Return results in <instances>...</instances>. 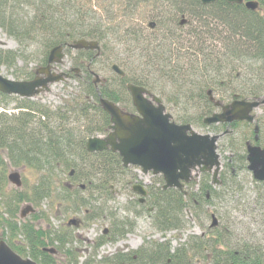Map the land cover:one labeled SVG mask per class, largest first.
<instances>
[{
    "label": "trees",
    "instance_id": "16d2710c",
    "mask_svg": "<svg viewBox=\"0 0 264 264\" xmlns=\"http://www.w3.org/2000/svg\"><path fill=\"white\" fill-rule=\"evenodd\" d=\"M94 1L0 0V28L14 38L20 48L40 43L47 54L44 63L53 47L81 38L97 40L102 53L104 50L111 51L106 42L109 37L134 51L133 58L113 56L115 63L125 72L124 77H118L120 83L116 89L110 86L107 79L94 83L92 71L98 57L95 51L81 50L78 52L82 56L76 65L83 73L84 88L69 104L51 109L31 99H23L16 103L18 114L0 112V208L2 206L9 214V218H5L0 209V233L19 256L27 251L32 260L42 264L56 262V254L43 249L48 243L57 244L56 249L65 253L68 264H77L75 250L65 248L74 239L68 228H36L29 220L21 223L17 220L21 203L30 202V205L38 207L43 199L57 191V178L61 179L58 174L68 175V180L58 187L62 204L74 206L75 213L84 211L87 222L103 215L112 219L109 233L99 237L95 249L107 242H118L134 230L132 221L116 219L106 203L115 198L111 186L128 190L138 180L137 175L132 167L123 165L118 153L111 150L89 152L86 148L90 137L107 134L111 124L109 114L100 104L101 97L115 103H126L125 99H130L127 84L133 83L148 88L162 100L179 107V112L183 113L178 115L177 123L204 125L203 120L211 112L204 96L211 79H224L227 94L236 93L239 95L237 98L244 99L264 91V0H256L260 6L257 11L246 8L247 0L242 4L222 0L208 5H203L201 0H102L104 4L107 1L103 5L107 10L104 16L94 9ZM143 3L149 7V14L159 12L156 17L144 16V19L151 20L149 30L126 18L144 8ZM151 23L154 27L150 26ZM177 27L187 30L184 28L181 30L183 34H179L174 31ZM186 37L189 45L197 41L200 47L192 52L191 47L183 44ZM214 37L221 38L225 47H215L220 40ZM19 57L21 54L18 52L0 49V66L11 67ZM188 60L192 64L189 68L182 64ZM240 66L245 68V77L257 79L255 82L260 84L259 87L246 80L242 84L236 81L240 78L241 72H237ZM33 77L32 71L25 78ZM213 84L223 86L219 81ZM13 97L0 92V104ZM191 109L197 110L195 115L189 113ZM11 165L16 168L31 167L40 173V179L31 193L17 190L7 193ZM71 170H75L73 176H70ZM162 179L161 176L157 183L149 186L146 205L139 204L138 200L126 202L129 211L138 215L149 214L150 223L162 234L184 229L187 211L205 215V212L208 213L205 206L215 204L214 199L221 201L231 191L237 193L243 190L235 176H230L224 184L214 188L211 177L204 173L197 190L191 187L197 185L196 182L188 184L183 190L164 189ZM68 183L76 188L71 189ZM80 184L86 185L85 190L77 187ZM190 187L192 189L188 190ZM254 190L258 191V196L250 202L253 204L252 211L262 212L259 217L264 223V197L260 195V188ZM84 192L88 196H82ZM129 194L133 196L131 191ZM150 207H153L152 211ZM35 217L33 215L32 218ZM219 229V226H209L206 235L190 237L174 252L168 240L160 243L146 240L141 249L118 252L112 257H105L102 262L264 264L262 243L243 239L232 244L229 240L231 234L226 228L225 235ZM19 235H23L24 241L18 240Z\"/></svg>",
    "mask_w": 264,
    "mask_h": 264
},
{
    "label": "rangeland",
    "instance_id": "374dc122",
    "mask_svg": "<svg viewBox=\"0 0 264 264\" xmlns=\"http://www.w3.org/2000/svg\"><path fill=\"white\" fill-rule=\"evenodd\" d=\"M105 2L107 3V1ZM93 3L95 4L94 9L99 14L103 16L106 15L105 13L107 10L105 6H103L106 3L104 4L102 0H95ZM148 8L149 7L139 9V12L135 14L136 16L133 15L132 17L126 18L128 19V21L133 20V22L137 23V25L141 28L149 30L148 24L151 20L144 19V16H147L150 11V9ZM119 32H122L123 35L125 34V31L123 32L122 30H120ZM120 38H123V36ZM106 42L111 51L104 50V53H102L101 57H99L94 64V71L98 73L102 79H107L110 86L112 88L115 87L116 89L120 81L118 78L119 76L111 68L112 64L115 63V58L113 59V56H120L124 59L128 57L133 58L132 56L134 54V51L128 49L124 43L118 42L114 37H109ZM187 42L188 37L185 38L183 44L188 45ZM0 49L9 51L13 50L21 54V57L17 59L15 65L11 67L6 65L0 66V73L9 78L21 81L26 80L25 77L28 72L35 71L37 68L45 66L43 60L47 54L45 48L40 43H32L26 49L23 47L20 48L17 41L12 37L7 36L1 28ZM66 53L67 56L63 59L61 64L56 65L57 69L54 71L66 72L71 68L78 67L76 64L80 60L82 53H79L78 51L73 49L68 50ZM182 64H184V66H186L187 68L192 66L189 60L188 62H182ZM237 72H241L240 78H237L236 80L239 81L238 83L242 84L246 80L250 84L252 83V85L259 87L260 84L258 85L255 82L257 81V79L245 77L246 72L244 66H240ZM72 76L73 77L67 80V82L63 81L51 85L50 91L43 92L42 94L31 100L46 105L51 109H57L64 106V104L66 103L69 104L71 100H73V98L75 99V97L78 96L84 88L82 84V71H78V73L73 71ZM21 100L23 101L22 98L15 96L13 97V99L8 100L7 103H2V105L0 104V112H5L7 115L18 114L19 110L17 109L16 103L21 102ZM163 102L167 107V111L170 112L173 115L174 120L178 122L177 117L178 115L180 116V114H182L183 112H179V107L172 105L164 99ZM196 111L197 110L191 109L189 113H192L191 115H195ZM192 125V127H194L196 131L200 132L201 134L204 133L205 130H203V126L201 124L192 123ZM9 167V172H20L22 187L17 188L15 185L9 183V185L6 187L7 193H12L15 190L24 192L26 194L31 193L33 186H35L40 179V173L33 170V168L31 167L16 168L12 167V165ZM258 169L264 171V160L260 167H258V165L255 166L253 172L256 174L257 172H259ZM132 171L137 175L138 180L148 184V187L157 183L161 177L160 175H153L152 171L148 174H144L139 167L137 168V166L132 167ZM58 175L57 177H61V179L57 178V191H54L50 195V197L43 199L38 207L32 204V208L35 209L34 215L39 218H32L33 216L31 214L25 219H20L22 209L26 205L28 206V204L30 203L23 202L18 207L19 210L17 220L20 223L28 222L29 220V222H32L36 228H48L50 230L56 228V230H64L66 229V223L69 218H72L74 216L81 217V219H83V225H81L79 228H69V231L71 232V235H73L72 237L74 239L65 247L69 250L71 248L72 250H75L74 253L75 258H77V264H103L102 261L105 257H112L118 252H121V250H130L131 252L141 249V247L144 246L146 240H154L160 243L165 242L168 239V241H170L169 243L171 244V250L172 252H174L176 248L182 247L184 244H186L187 241H189L190 237L204 236L207 234L208 227L212 222V218L210 217L211 213H214L218 218L220 228L219 230L221 231V233L224 234V231L226 230L228 234H231L229 240H231L232 244L239 243L243 239H246L259 244L262 243L264 245V223L260 218V214L262 212L259 214V212L252 211L253 205L249 203V201H253L252 196L255 194V187L251 181V177L248 178V181L250 183L247 186L250 189V191L248 190L247 193L250 194L248 196L249 198H247L245 201L241 199V195L245 194L244 190L237 193L235 191H231L230 193H228L229 195L224 198V200L220 201L218 199H214L215 204L205 206V210L208 211V213L205 212V215L203 213H198L197 215L193 211L189 210L186 214L187 223L184 229H182L181 231H171L168 233H163L168 235L167 239L165 240H162V233H159L155 229L154 225L150 223L151 220L149 214L138 215L136 212L128 210V205L126 202H132V200L136 201L135 198L133 196H130L129 194L131 189L129 188L128 190H123L121 186H116L114 187V190L116 191V193H114L115 198L106 203L109 207L108 210L113 211L116 219L127 218L129 221H132V223L134 224V230L129 232L124 239L119 240L118 242H107L100 248L95 249L94 245H96L97 240L103 234L104 229H110L112 219H109L106 215H103L102 217H98L95 220L87 222L84 220V211L75 213L73 212L74 206H72L71 204H62L59 196L60 194L58 192V187L59 184H62L65 180H68V175L67 173H61ZM202 176L203 173L199 174V176L197 177L194 176V179L190 183H198L194 187L193 185H191L194 190H197V188H199V183L202 180ZM191 187L188 190H191ZM117 191H119V193H117ZM81 195L86 197L88 196V193L84 192ZM3 200H5V198H3ZM0 209L5 213V209L2 206ZM4 217L9 218V214L5 213ZM5 230L7 231V228ZM17 238L18 240L24 241L23 235H19V237ZM1 239L6 241V239L2 235V232L0 233V240ZM48 246L51 248L57 246V244L48 243L47 247ZM127 246H129L128 249L126 248ZM24 252L25 253L20 254L22 257L31 258L27 251ZM54 259L56 260L55 264H68L66 255L63 251H59L58 256H56ZM37 262L39 264H42L39 261Z\"/></svg>",
    "mask_w": 264,
    "mask_h": 264
},
{
    "label": "water",
    "instance_id": "95a60500",
    "mask_svg": "<svg viewBox=\"0 0 264 264\" xmlns=\"http://www.w3.org/2000/svg\"><path fill=\"white\" fill-rule=\"evenodd\" d=\"M222 0H201L203 5L213 4ZM231 4H242L244 0H223ZM247 9L257 11L259 2L250 0L245 3ZM154 27V23L150 24ZM75 50L98 51L100 55L101 45L97 40L85 38L75 39L67 44ZM64 46L53 47L48 56V64L37 69L36 77L31 80H16L0 73V92L6 95L18 96L22 99H34L43 92L50 91L51 85L58 82H67L72 75L67 72H56V64H61L65 58ZM112 70L121 77L125 72L116 63L112 64ZM79 68L73 70L78 73ZM94 83L104 81L98 73L92 71ZM133 100L137 113L124 112L121 107L108 98L101 97L100 104L103 110L110 116L109 133L105 136H93L86 142L89 152L111 150L121 156L125 167L137 166L144 174L152 171L153 175H162L165 180L164 189L177 188L183 190L194 176L201 173L213 172V184H218L219 171L221 169L220 155L217 152L218 136L201 134L193 125L175 122L173 115L167 111L162 99L153 94L148 88L133 83L127 87ZM210 94V91H209ZM154 102V103H153ZM264 103L260 99H237L223 106L222 113H216L204 119V123L213 124L219 122L230 123L232 121L253 122V111ZM260 153L252 150L249 155L250 170H254L260 162ZM75 170H71L73 176ZM21 174L18 171H10L8 180L17 188L22 187ZM256 179H264V171L255 174ZM70 188L72 185L67 184ZM114 188V186H111ZM80 189H85V184H80ZM132 192L140 195V201H146L148 194L146 185L134 184ZM34 209L26 206L21 214L24 218ZM211 228L219 226V220L214 213L211 214ZM69 226L81 225V218L73 217L68 221ZM107 231V229H106ZM166 234L162 239H167ZM44 251L55 254L54 248H43ZM0 264H38L31 258L19 256L4 240H0Z\"/></svg>",
    "mask_w": 264,
    "mask_h": 264
},
{
    "label": "flooded vegetation",
    "instance_id": "af4514ba",
    "mask_svg": "<svg viewBox=\"0 0 264 264\" xmlns=\"http://www.w3.org/2000/svg\"><path fill=\"white\" fill-rule=\"evenodd\" d=\"M164 3H165V5L167 4V2H164ZM142 6H144V8H146L147 5L143 3ZM157 14H159V12L154 13V14H149L148 16L151 15V17H153V16L156 17ZM160 15H161V13H160ZM134 16H136V15H134ZM184 28L185 27H177L174 29V31L178 32L179 34H182L181 30H185V29L187 30V28H185V29ZM214 39L220 40V41L215 43L216 44L215 47H219L220 49L225 47V43L222 42L223 40L221 38L214 37ZM210 42L211 41H208V44L211 45ZM63 46L65 48L64 53H65V57H66L67 56L66 52L72 48H69L67 46V44L63 45ZM188 46L191 47L192 52H194L193 50L198 49L200 47V44H198L197 41H195L191 45L188 44ZM73 50H75V49H73ZM76 51H81V50H76ZM95 52H96V56L98 58L101 57L102 49L100 51V55H98V51H95ZM48 56H49V53H48ZM47 60H48V57H47ZM47 64H48V61L45 63V66ZM45 66H43V67H45ZM37 69H39V68H37ZM37 69L35 71H37ZM56 69H57V67H56ZM73 69L74 68H71L66 72L70 73L72 75V72L74 71ZM35 71H33L34 77L32 79H34L37 76ZM62 72H64V71H62ZM28 80H31V79H28ZM93 80H94V76H93ZM217 81H219L220 84H223V86L222 85L218 86L216 84H213L214 82H217ZM225 83L226 82L224 79L216 80V81L211 79L210 82H208V86L206 87L204 96H205V98H207V102L206 101L205 102L207 103V105L210 106L211 112L208 115H206V117H210L211 115L216 114V113H222L223 106L230 104L234 100L243 99V98H237L239 95H237L236 93H233V92L228 93L229 94L228 95L227 89L224 85ZM209 91H210V94H209ZM153 94H155V93H153ZM129 95H130V99H125V101H126L125 104H122L121 102L116 103V104H118L124 112L137 113V110L135 109V106L133 105V100H132V96H131L130 92H129ZM155 95H157V94H155ZM244 98L247 100L260 99L263 101L264 91L257 92V95H254V96H245ZM252 115L254 116L253 122H248V121L244 120V121H232L230 123L219 122V123H213L212 125L204 123V125H202L203 130H205L203 134H209L211 136H218L217 152L220 155L219 157H220V161H221V169H220L219 175L217 177L219 179V182H218V184H215V185L213 184V172L214 171L207 172V174L211 177V184L215 188V187H218V186L224 184L227 180H229L230 176H235L241 182V185H242L244 193H245V194L241 195V199L243 201H245L247 198H249L248 196L250 193H247V191L248 190L250 191V189L247 186L250 183L248 181V178H250V177H251L252 183L254 184V187L256 189L260 188L261 194L260 193L259 194L262 197H264V179L263 180H259V179L256 180L255 179L256 178L255 173L253 172V170H250V166H249L250 165L249 155L252 153V150L258 151L260 153V155H261L259 157V160H260L259 164L260 165L263 163V160H264V103L261 104L257 109H255L253 111ZM259 164H258V167H260ZM244 166L246 167L245 169H243ZM258 170L261 171L260 169H258ZM186 186L187 185H185V187ZM257 196H258V191L256 190L255 194L252 197L254 199V198H257ZM135 200H139V197H137V195L135 196ZM142 203H140V204H142ZM249 203H250V201H249ZM143 205H146V203H143ZM23 209H22V211H23ZM31 214L33 216L35 214V210L33 212H29L24 218H21V215H20V219H25L26 217H28ZM75 217H78V216H75ZM78 218H81V217H78ZM69 220H70V218L68 219V221ZM68 221L66 223V225H67L66 228L68 227V229H69L70 227H77V226H69ZM81 225H83L82 219H81ZM81 225H79V227ZM62 226H63V224H62ZM108 233H109V228L107 229V231L105 230L102 235H107ZM126 248L128 249L129 246H127ZM129 251L130 250H127V251L121 250V252H123V253H128ZM135 258H138V255H135Z\"/></svg>",
    "mask_w": 264,
    "mask_h": 264
}]
</instances>
